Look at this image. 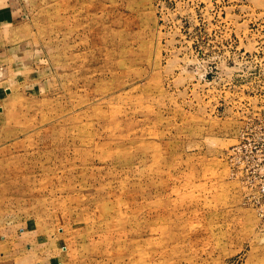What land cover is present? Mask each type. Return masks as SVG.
Segmentation results:
<instances>
[{
  "label": "rangeland",
  "instance_id": "obj_1",
  "mask_svg": "<svg viewBox=\"0 0 264 264\" xmlns=\"http://www.w3.org/2000/svg\"><path fill=\"white\" fill-rule=\"evenodd\" d=\"M232 167L264 0H0V264H264Z\"/></svg>",
  "mask_w": 264,
  "mask_h": 264
},
{
  "label": "built area",
  "instance_id": "obj_2",
  "mask_svg": "<svg viewBox=\"0 0 264 264\" xmlns=\"http://www.w3.org/2000/svg\"><path fill=\"white\" fill-rule=\"evenodd\" d=\"M232 168L236 173V179L242 181L250 188L248 199L264 225V167Z\"/></svg>",
  "mask_w": 264,
  "mask_h": 264
}]
</instances>
